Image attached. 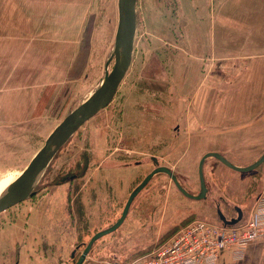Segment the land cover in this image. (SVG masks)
Here are the masks:
<instances>
[{"label":"rangeland","instance_id":"obj_1","mask_svg":"<svg viewBox=\"0 0 264 264\" xmlns=\"http://www.w3.org/2000/svg\"><path fill=\"white\" fill-rule=\"evenodd\" d=\"M117 20V0H0V194L101 83ZM243 22L264 45V0H137L125 77L110 104L56 154L41 190L0 213V264H21L26 254L28 264H75L89 239L119 219L131 192L152 171L146 162L151 156L194 194L205 153L219 151L239 163L260 155L264 146L234 142L262 144L255 123L247 132H240L242 125L212 123V91L220 89L217 99L224 98L216 79L225 76L223 60L233 53L231 44L225 51L224 45ZM204 131L223 147L194 148ZM263 174L264 163L241 174L209 160L205 178L212 193L202 202L183 197L158 176L88 256L95 264L131 263L194 220H218L215 201L223 215L235 214L231 206L246 215L263 190Z\"/></svg>","mask_w":264,"mask_h":264},{"label":"water","instance_id":"obj_2","mask_svg":"<svg viewBox=\"0 0 264 264\" xmlns=\"http://www.w3.org/2000/svg\"><path fill=\"white\" fill-rule=\"evenodd\" d=\"M136 3L137 0H117L118 20L114 36V44L105 63L104 76L101 80L100 86L92 96L88 97L87 100L67 114V116L48 135L43 146L32 156L26 166L7 184L0 194V213L30 199L41 190V188H38L26 196L20 197L21 192L25 188L43 175L56 154L72 138V136L75 135L85 123L103 111L114 98L132 61L136 33ZM110 64L111 68L108 69ZM209 160H215L226 168L237 173H249L256 170L264 163V151L254 162L246 166L234 164L224 154L218 152L205 153L198 163L199 190L194 194L184 187L180 175L169 167L160 166L156 157H149L146 162L152 164L153 169L131 192L119 219L112 225L97 231L89 239L84 246L80 258L75 264H82L90 254L96 241L110 235L123 224L130 212L134 199L153 179L158 176L167 177L183 197L196 202L206 201L212 193L210 185L204 175V166ZM142 164L143 162H134L133 166ZM128 166L130 165H125L123 167ZM216 207V215L218 221L222 225L233 226L241 220L242 211L240 208L234 207L237 212V217L229 220L223 215L219 206L217 205ZM74 252L75 250L71 253V257H73Z\"/></svg>","mask_w":264,"mask_h":264},{"label":"crops","instance_id":"obj_3","mask_svg":"<svg viewBox=\"0 0 264 264\" xmlns=\"http://www.w3.org/2000/svg\"><path fill=\"white\" fill-rule=\"evenodd\" d=\"M251 27L253 26L243 22L228 40L229 44L224 45V51L230 50V44L233 49V53L223 60L226 65L225 76L216 79L219 81L216 85L222 84V89L225 92L224 98L222 100L217 99L220 89L212 91L213 124H238L243 126L240 128V132H247L249 125L255 123L254 128L260 133L259 139L262 144H253V141L241 138L234 141L238 143L240 148H261L264 146V54L258 55L264 53V45H260L258 32L253 31ZM219 50L221 49L219 48ZM187 64L188 62L184 65L183 75L185 70L188 69ZM253 68L256 69L254 72L251 71ZM183 79L185 80V77ZM202 94L203 92H200V96ZM195 96L194 100H196ZM198 100L202 101L203 98L199 97ZM253 118H256V121ZM216 131L224 132L225 130L218 128ZM213 135L212 131H204L199 136V140H196L198 144L194 148L217 150L219 147H223L222 142L218 140L216 135ZM215 152L223 154L219 151ZM260 155H256L243 163L229 160L234 164L246 166L254 162ZM262 176L264 186V174ZM217 222L216 219L212 223ZM40 255L38 256L40 257ZM89 255L92 256L91 252ZM91 261L92 258L88 256L82 264H95ZM28 262L26 254L21 258V264H28ZM217 264H264V238H260L246 246L242 256L237 260H234L230 251L221 252Z\"/></svg>","mask_w":264,"mask_h":264},{"label":"built area","instance_id":"obj_4","mask_svg":"<svg viewBox=\"0 0 264 264\" xmlns=\"http://www.w3.org/2000/svg\"><path fill=\"white\" fill-rule=\"evenodd\" d=\"M260 238H264V186L244 219L235 225L194 220L158 249L128 264H217L221 252L228 250L234 260L240 259L246 246Z\"/></svg>","mask_w":264,"mask_h":264},{"label":"bare ground","instance_id":"obj_5","mask_svg":"<svg viewBox=\"0 0 264 264\" xmlns=\"http://www.w3.org/2000/svg\"><path fill=\"white\" fill-rule=\"evenodd\" d=\"M99 86H100V84L97 86V88L92 92V94H91L90 96H92V95L96 92V90L98 89ZM41 177H42V176H41ZM41 177H39V178H38L37 180H35L32 184H30L27 188H25V189L21 192L20 197L26 196V195L30 194L31 192L37 190L38 185H39L40 181L42 180ZM6 186H7V184L4 185V188H5ZM0 189H1V188H0ZM0 191H1V190H0Z\"/></svg>","mask_w":264,"mask_h":264},{"label":"flooded vegetation","instance_id":"obj_6","mask_svg":"<svg viewBox=\"0 0 264 264\" xmlns=\"http://www.w3.org/2000/svg\"><path fill=\"white\" fill-rule=\"evenodd\" d=\"M199 163V162H198ZM204 175H205V169H204ZM196 176H198V165H197V170H196ZM206 176V175H205ZM76 178H77V176H73V177H70V178H68L69 179V181H74V180H76ZM221 202H224L223 200L221 201ZM227 202H225V204H226ZM218 205V203L215 201V202H213L212 203V206H213V208H214V210L216 211V206ZM234 207L235 206H231V208L233 209V212H235V214L234 215H229V214H227V215H224L225 217H227V218H236L237 217V212L235 211V209H234ZM242 211V210H241ZM222 213H223V211H222ZM244 217H245V213L244 212H242V214H241V219H244Z\"/></svg>","mask_w":264,"mask_h":264},{"label":"trees","instance_id":"obj_7","mask_svg":"<svg viewBox=\"0 0 264 264\" xmlns=\"http://www.w3.org/2000/svg\"><path fill=\"white\" fill-rule=\"evenodd\" d=\"M165 243H166V242H165ZM163 244H164V243H163ZM163 244H162V245H163ZM159 247H160V246H159ZM159 247H158V248H159ZM158 248H157V249H158ZM155 250H156V249H155ZM149 254H150V253H149ZM149 254H147V255H149ZM147 255H144L143 257H145V256H147ZM143 257H141V258H143ZM139 259H140V258H139Z\"/></svg>","mask_w":264,"mask_h":264}]
</instances>
